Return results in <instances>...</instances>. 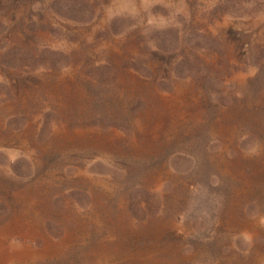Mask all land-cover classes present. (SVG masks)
<instances>
[{
	"label": "rangeland",
	"instance_id": "1",
	"mask_svg": "<svg viewBox=\"0 0 264 264\" xmlns=\"http://www.w3.org/2000/svg\"><path fill=\"white\" fill-rule=\"evenodd\" d=\"M0 264H264V0H0Z\"/></svg>",
	"mask_w": 264,
	"mask_h": 264
}]
</instances>
